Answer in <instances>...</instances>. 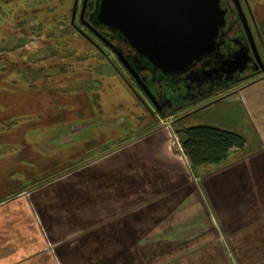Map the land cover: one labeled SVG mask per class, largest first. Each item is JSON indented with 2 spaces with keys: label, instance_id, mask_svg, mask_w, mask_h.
Wrapping results in <instances>:
<instances>
[{
  "label": "rangeland",
  "instance_id": "374dc122",
  "mask_svg": "<svg viewBox=\"0 0 264 264\" xmlns=\"http://www.w3.org/2000/svg\"><path fill=\"white\" fill-rule=\"evenodd\" d=\"M34 1L26 0L25 6L9 5L2 16L5 19L13 13L15 19L29 14L40 20L46 9L54 7V18L50 22L56 21V16H64L69 21L74 0H38L39 7H33ZM81 1L77 0L76 18ZM259 3H262L261 10ZM253 4L258 17H264V0H253ZM76 18L74 23L80 28ZM83 32L95 40L85 30ZM69 45L75 53L95 56L87 59V66L84 63L86 72L77 73L75 78L79 82L74 86L69 83L73 86L69 90L74 93L84 88L81 84L85 81L86 89L92 94L91 113L83 108L82 120L70 115L61 126L46 127L49 129L33 133L29 138L37 145L36 150L40 148L43 155L51 158L45 161L76 169L71 174L68 172V176L65 171L54 169L50 175L54 173L52 177L58 181L38 192H30L28 203L19 201L17 204L22 209L14 230L2 231V222L11 217L0 216V235L7 236L11 232L7 236L9 241L0 243V264H14L28 257L31 260L24 264H79L85 257L89 258L88 264H94L100 255L114 264H124L121 252L110 257L113 242L114 250L121 247L119 243H130L137 250L157 242L187 244L182 251L172 254L174 257H165L167 261L163 258L156 264H219L220 261L226 264L229 260L236 264L233 254L239 264H247L253 257L251 252L246 253L252 239L248 235L264 226V204L249 209L244 215L241 212L243 207L253 206L250 198L245 201L248 193L255 192L254 196L258 197L264 192V186L259 189L257 179L256 189L251 188L253 179H248V173L264 160V141L257 158L246 157L235 162L238 154L233 151L232 164L198 181L188 171L172 122L181 115H188L181 120L183 126L210 124L228 129L242 135L253 146L254 130L264 132V79L243 88H233L228 97L215 105L203 108L205 104H202L160 118L132 85L108 48L98 45L104 58L95 47L77 37L70 39ZM237 89L240 90L237 92ZM136 93L149 106L152 116ZM84 104L80 98L79 108L85 107ZM70 107L73 109L72 105ZM148 131L153 132L142 138L134 150L106 155V151L115 150ZM88 150L91 152L85 155ZM133 156H144L153 169L133 170V165L126 168ZM97 157L92 163L100 166H91L90 162ZM80 161L90 164L78 167ZM121 166L124 173L115 168ZM108 167L111 171L106 173L110 170ZM58 172L63 173L62 176ZM223 174L230 177L223 178ZM224 188L229 189L231 197L219 198L218 193ZM28 242L35 245L30 247ZM214 244L223 245L227 256L220 258L211 251ZM173 259L176 260L173 263L168 261ZM142 264H151V261Z\"/></svg>",
  "mask_w": 264,
  "mask_h": 264
},
{
  "label": "trees",
  "instance_id": "16d2710c",
  "mask_svg": "<svg viewBox=\"0 0 264 264\" xmlns=\"http://www.w3.org/2000/svg\"><path fill=\"white\" fill-rule=\"evenodd\" d=\"M96 1L91 0L92 9ZM16 3H20L22 6L27 4L26 0H0V216L11 217L10 220L2 222V231L13 229L15 223H17L15 221L18 220L22 209L19 206L20 204H17L19 201L25 200L28 203L27 195L30 192H38L44 186H49L58 181L55 177H52L54 173L50 175L51 171L54 169H56L55 171H65L67 175L76 169L66 164L58 165L55 162L52 163L51 160L45 161L50 157L43 155L40 148L36 150L38 148L37 145L31 143L32 139L29 138L33 133L49 129L46 127L61 126L70 115H73L75 119L82 120L83 108L84 111L87 110L91 113L90 99L92 94L89 92L90 90L86 89L87 84H85V81L81 84L84 86V88H81L82 90H77L73 93L69 88H73L74 84L79 82L75 78L77 73L86 72L87 59L90 57L95 58V56H83L70 50V39L77 37L88 42L90 46L95 47L98 54L106 58L101 49L72 28L70 22H67L64 16L62 18L56 16L57 20L50 22V19L54 18V7L46 9L44 16L40 20H38L36 15L29 14L13 19V13L7 17L5 16L6 18L4 19L2 16L4 9ZM33 4V7L35 5L39 7L38 0H35ZM41 7L44 9L43 5ZM84 63H86V66H83ZM162 81L166 83V80ZM69 83H72L73 86L69 85ZM149 88L151 90V86ZM80 98H82L83 104L87 102V104H84L85 107L82 105L79 108ZM71 105L73 109L70 107ZM158 116L160 118L165 117L163 115ZM172 125L180 150L187 161L188 171L198 181L209 174L215 173L216 169H222L232 164L230 157L233 151H237L238 159L235 162H239L261 151L263 147L264 132H259L256 129L254 130L255 133L252 134L254 138L252 146L242 135L210 124L183 126L180 120L172 122ZM149 132L153 131L136 136L129 143L121 145L115 150L106 151V155H114L115 151L128 153V151L134 150L140 138ZM90 152L91 150H88L85 155H89ZM97 159L98 157L89 162H95ZM81 163L82 161H80L78 167L83 168L90 164L88 162L85 164ZM92 165L96 164L92 163ZM132 165L131 169L133 170L149 168L144 156H133L131 164L128 163L126 168ZM96 166L100 165L97 164ZM262 167L264 166L256 167L255 169L257 170H252V172L248 173V179L252 178L254 181L251 187L253 189H256L258 183L259 189L264 186V168L262 169ZM115 168L124 173L122 166ZM108 169L110 170L106 173L111 171L110 167ZM153 172L151 171V173ZM58 173L59 176L63 174L61 172ZM228 173L231 174L232 172ZM227 174H223L222 177L229 178L230 176ZM117 176L120 175L118 174ZM256 179L258 183H256ZM123 182L126 183L127 181L123 180ZM254 193H248V198L245 200L247 201L250 198L254 207L251 206L248 209L243 207L241 212L243 215L248 211L250 212L249 209L253 210L258 208L259 204H264V192L259 194V198L256 195L254 196ZM218 195L219 198L223 196L224 199L231 197L229 189L226 191L225 188L221 189ZM241 198L240 201L242 200ZM261 233H264V226L249 232L248 236H251L252 239L250 240L251 245L247 248L249 251L246 253L251 252L253 257L247 264H264V235L262 236ZM19 234L20 231L18 234L16 233V236L18 237ZM10 235L7 236L9 237ZM7 236L0 235V243L4 244L9 241ZM37 243L39 244V242ZM119 244L121 247L114 250L113 242L111 247L113 252L110 257L112 256L111 258H113L118 252H121L125 260L124 264H142L150 261L151 264H156L163 258L167 261L165 257H174L172 254L182 251L187 245L184 242H157L153 244L154 246L152 244L150 246H142L137 250L130 243ZM28 245L31 247L35 243L28 242ZM251 247H255L256 250L252 251ZM211 251L220 255V258L221 256H227L226 248L223 245L214 244L211 247ZM233 257L236 260L234 263L239 264L234 254ZM28 260L31 259L28 257L26 260L18 261L14 264H24ZM168 261L173 263L176 260ZM106 262L114 264L112 260L109 262L101 255L94 264ZM34 263L30 262V264ZM38 264L41 263L38 262ZM226 264L233 263L229 260Z\"/></svg>",
  "mask_w": 264,
  "mask_h": 264
},
{
  "label": "water",
  "instance_id": "95a60500",
  "mask_svg": "<svg viewBox=\"0 0 264 264\" xmlns=\"http://www.w3.org/2000/svg\"><path fill=\"white\" fill-rule=\"evenodd\" d=\"M85 2L86 0H82L80 20ZM219 3L220 0H97L91 14L92 21L124 42L134 53L135 64L119 53L112 44L104 41L92 27L88 28L116 55L120 66L149 103L156 107L155 97L144 82L145 78L139 77V72L153 71L163 78H175L187 74L203 56L212 53L216 49V37L223 27V12ZM236 6L238 8V3ZM76 7L77 0H74L71 22L74 20ZM76 30L92 42L85 33L77 28ZM263 78L264 75L245 86ZM130 89L135 92L132 86ZM224 97L206 103L203 108ZM140 100L144 103L141 98ZM187 116L181 115L173 122Z\"/></svg>",
  "mask_w": 264,
  "mask_h": 264
},
{
  "label": "flooded vegetation",
  "instance_id": "af4514ba",
  "mask_svg": "<svg viewBox=\"0 0 264 264\" xmlns=\"http://www.w3.org/2000/svg\"><path fill=\"white\" fill-rule=\"evenodd\" d=\"M236 3H238V8ZM81 4L82 1L80 2L77 18V11L74 17L80 28L75 25V20L71 22V11L69 22L72 28L75 30L77 28L82 32L85 30L95 38V40L90 38L93 45L98 46L100 44L106 47L105 43L89 30L88 27H92L105 39L104 41L112 44L119 53L135 64V55L127 45L92 21L91 0H86L81 20L79 19ZM219 4L223 12V27L216 37V49L212 53L203 56L187 74L175 78L164 79L153 71L139 72V77L141 79L145 78L144 82L151 86V92L157 102L156 107L149 103L128 75L133 83L132 85L141 93L157 116L176 115L181 111L193 109L214 99L223 96L226 98L231 94L233 88L244 87L250 81L264 75V71H261L264 68V35L262 34L264 17L260 19L256 14L253 0H220ZM258 5L261 10L262 3ZM121 47H124L125 50ZM110 52L116 58L111 50ZM160 78L166 80V83ZM144 105L151 114L149 106ZM212 105H215V103ZM260 153L261 151L249 156L248 159L257 158L256 155ZM258 164H260V167L264 166V161H260ZM88 261L89 258L85 257L83 260L81 259L79 264H88Z\"/></svg>",
  "mask_w": 264,
  "mask_h": 264
},
{
  "label": "crops",
  "instance_id": "0c3cea01",
  "mask_svg": "<svg viewBox=\"0 0 264 264\" xmlns=\"http://www.w3.org/2000/svg\"><path fill=\"white\" fill-rule=\"evenodd\" d=\"M264 157V156H263ZM262 161H264V160H262ZM259 167H260V164H259Z\"/></svg>",
  "mask_w": 264,
  "mask_h": 264
}]
</instances>
